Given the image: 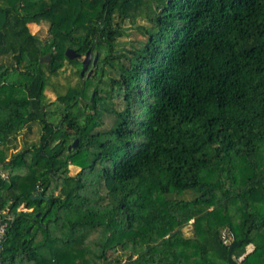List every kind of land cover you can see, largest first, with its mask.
<instances>
[{
	"label": "trees",
	"instance_id": "1",
	"mask_svg": "<svg viewBox=\"0 0 264 264\" xmlns=\"http://www.w3.org/2000/svg\"><path fill=\"white\" fill-rule=\"evenodd\" d=\"M5 170L0 264H264V0H0Z\"/></svg>",
	"mask_w": 264,
	"mask_h": 264
},
{
	"label": "rangeland",
	"instance_id": "2",
	"mask_svg": "<svg viewBox=\"0 0 264 264\" xmlns=\"http://www.w3.org/2000/svg\"><path fill=\"white\" fill-rule=\"evenodd\" d=\"M147 22L142 19V18H137L134 23H130L126 21L124 23V26L126 29V33L121 36L119 40V46L120 48H130L132 43L136 41H140L143 39V34L141 33L140 25L146 24ZM30 31L35 34L39 39H46L47 37V27H48V22L45 20H41L39 24L29 22L28 24ZM93 56V55H92ZM78 63H69L67 61H64L63 66L57 71L55 75H50L48 77V83L45 87L44 94L46 98L49 101H54L56 99L57 94L63 93L67 87L69 86H76L81 82V79L79 78L78 74L76 71L79 68ZM88 68L85 70L84 74H86ZM51 109V117L53 118L52 120L54 121L57 117L55 118V114H57L58 109L54 108L50 105ZM112 121V118L110 115H104L103 117V125L107 126L110 125ZM38 125L37 124H32L31 125V132L26 133V128H23L21 131H19V134H17V148H20L24 142L29 143L30 141H34L38 137ZM25 133V134H24ZM2 168V167H1ZM3 170V169H2ZM78 170V167L75 165H70L69 166V173L73 174ZM4 173L9 176L7 170L4 171ZM189 194H186L185 197H189ZM191 220L186 224L184 227H182V232L185 236H190L191 235ZM248 248H251L248 246ZM120 253V252H118Z\"/></svg>",
	"mask_w": 264,
	"mask_h": 264
},
{
	"label": "water",
	"instance_id": "3",
	"mask_svg": "<svg viewBox=\"0 0 264 264\" xmlns=\"http://www.w3.org/2000/svg\"><path fill=\"white\" fill-rule=\"evenodd\" d=\"M65 56L68 58V59H73V58H80L81 55L77 52H75V50H73L72 48H67L65 50ZM90 52L89 50L86 51L85 55L83 56V59L81 61V70H80V74L83 75L85 70L88 68V65H89V62H90ZM49 59V55H45L44 57H42V60L44 61H48ZM96 61V56L94 57L93 59V62ZM87 74L89 75L90 74V70H88ZM76 145V140L71 144V146H75ZM70 148V146L68 147ZM43 197V195L41 194H37V195H34L32 196V198H37V199H41ZM45 199H47V197H45Z\"/></svg>",
	"mask_w": 264,
	"mask_h": 264
},
{
	"label": "built area",
	"instance_id": "4",
	"mask_svg": "<svg viewBox=\"0 0 264 264\" xmlns=\"http://www.w3.org/2000/svg\"><path fill=\"white\" fill-rule=\"evenodd\" d=\"M2 177H6V174L0 171ZM12 215L6 214L0 211V250L2 248V243L6 235V230L8 228L9 221H11Z\"/></svg>",
	"mask_w": 264,
	"mask_h": 264
},
{
	"label": "crops",
	"instance_id": "5",
	"mask_svg": "<svg viewBox=\"0 0 264 264\" xmlns=\"http://www.w3.org/2000/svg\"><path fill=\"white\" fill-rule=\"evenodd\" d=\"M251 248H252V246L251 245H249ZM248 250H250V248H248Z\"/></svg>",
	"mask_w": 264,
	"mask_h": 264
}]
</instances>
